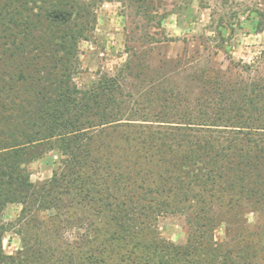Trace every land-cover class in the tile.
<instances>
[{"label":"trees","instance_id":"16d2710c","mask_svg":"<svg viewBox=\"0 0 264 264\" xmlns=\"http://www.w3.org/2000/svg\"><path fill=\"white\" fill-rule=\"evenodd\" d=\"M102 1L0 0V264H264V48L231 74L128 46L115 73L79 84ZM150 2L130 0L160 43ZM47 152L56 167L33 182ZM171 218L183 243L162 233Z\"/></svg>","mask_w":264,"mask_h":264},{"label":"rangeland","instance_id":"374dc122","mask_svg":"<svg viewBox=\"0 0 264 264\" xmlns=\"http://www.w3.org/2000/svg\"><path fill=\"white\" fill-rule=\"evenodd\" d=\"M151 1L148 5L164 15L160 27L148 29L163 40L160 43L144 41L146 22L135 14L136 4L130 0L102 1L95 7L94 28L88 40L79 43L81 72L76 76L79 84L89 83L103 73H115L128 58V46L137 50L147 48L150 62L165 59L188 62L195 58L223 72L229 69L231 74L239 71L234 67L236 63L253 61L264 48V29L256 33L252 25L256 12H264V0ZM230 28L234 29L233 33ZM163 32L176 41L164 40ZM56 160V153L47 152L29 163L30 179L35 182L48 178L56 167ZM20 208L19 204L7 205L2 213L3 220L14 221ZM258 224L256 217L251 218L250 225ZM162 226L166 239L175 243L185 241L187 232L182 219L171 218ZM2 244L6 253H13L20 246V236L11 230L5 234Z\"/></svg>","mask_w":264,"mask_h":264}]
</instances>
